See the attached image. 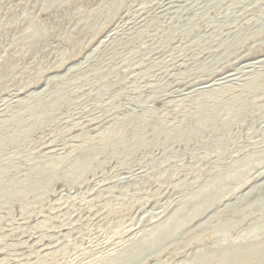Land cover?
<instances>
[{
  "label": "rangeland",
  "instance_id": "obj_1",
  "mask_svg": "<svg viewBox=\"0 0 264 264\" xmlns=\"http://www.w3.org/2000/svg\"><path fill=\"white\" fill-rule=\"evenodd\" d=\"M0 264H264V0H0Z\"/></svg>",
  "mask_w": 264,
  "mask_h": 264
}]
</instances>
